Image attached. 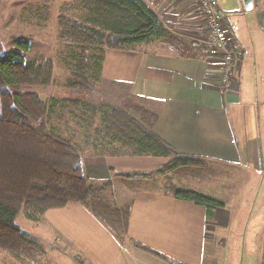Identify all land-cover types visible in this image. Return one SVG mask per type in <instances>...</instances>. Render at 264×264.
<instances>
[{
  "label": "crops",
  "instance_id": "1",
  "mask_svg": "<svg viewBox=\"0 0 264 264\" xmlns=\"http://www.w3.org/2000/svg\"><path fill=\"white\" fill-rule=\"evenodd\" d=\"M145 1L159 14L168 34L134 50H106L102 78L124 84L130 96L159 113L153 130L167 144L212 166L211 172L196 175L184 186L216 197L224 191L233 196L255 182L262 187L264 0H254L251 11L243 0H218L237 56L226 91L221 90V56L206 50L205 17L197 0ZM168 159L88 153L83 163L88 184L111 181L106 199L129 210L127 238L182 264L232 263L240 255L231 243L238 230L233 227L246 220L235 217L236 206L229 199L208 218L205 207L167 192L165 176H125L154 172ZM38 223L50 232L51 242L46 256L33 264H170L130 242H120L78 202L48 210ZM262 226L259 253L248 264H264V222Z\"/></svg>",
  "mask_w": 264,
  "mask_h": 264
},
{
  "label": "trees",
  "instance_id": "2",
  "mask_svg": "<svg viewBox=\"0 0 264 264\" xmlns=\"http://www.w3.org/2000/svg\"><path fill=\"white\" fill-rule=\"evenodd\" d=\"M58 20L60 61L70 74L63 83L68 92L92 89L94 81H105L106 50H134L168 34L145 0H66L59 7ZM13 42L16 48L0 53V249L19 260L40 262L46 247L21 228L17 217L23 212L28 220L41 222L48 210L78 202L120 242H130L170 264H182L127 238L129 210L124 212L106 199L111 181L88 184L83 156L169 158L154 172L125 176L163 175L167 192L205 207L211 218L226 202L174 180L195 167L203 171L205 160L186 157L167 144L153 130L159 113L130 95L116 105L101 106L70 95L46 96L45 89L56 83L54 59L28 60L30 37L14 36Z\"/></svg>",
  "mask_w": 264,
  "mask_h": 264
},
{
  "label": "rangeland",
  "instance_id": "3",
  "mask_svg": "<svg viewBox=\"0 0 264 264\" xmlns=\"http://www.w3.org/2000/svg\"><path fill=\"white\" fill-rule=\"evenodd\" d=\"M63 1L65 0H0V53L17 47L13 42L14 36L30 37L32 39V48L26 52L27 59L36 60L43 56L50 57L54 59L56 64V83L45 89L46 96L70 95L72 98H82L84 101L96 106L121 103L124 98L129 97L127 86L125 85L111 84L106 80L94 81L95 85L92 89H82L74 92H68L63 86L65 80L70 76L60 61L63 44L58 38V10ZM134 101L147 107L140 99L136 98ZM72 109L75 108L73 107ZM149 109L152 110L151 108ZM75 111L80 114L78 109H75ZM71 117L72 115L66 116L69 119H72ZM96 121L100 122V115H98ZM69 122L70 124L73 123L72 120ZM204 168L206 169L199 172L200 167H195L192 170H188L189 174L180 175L178 176L179 178L175 177L174 180L185 183L189 179H194L196 175L207 174L212 170V166L206 161ZM224 168L227 169L221 166V170L225 171ZM259 179H264V173ZM244 189L247 191L244 192ZM216 195L224 201L229 199V203H233L232 205L236 206L235 217L246 220L233 227V230H238L234 231L231 243L232 246L236 247V252L240 255L235 260L230 261H233L232 263L234 264H242L241 257L243 256L245 259L244 264H248L249 259L255 262L254 256L259 253L258 231L263 227L262 224L264 222V183L259 188L256 182L250 184L248 188L241 187L239 193L233 194L234 198L232 194L226 191ZM17 223L26 233L37 238L47 248V244L51 242V235L41 224L28 220L23 212L17 217ZM0 264L33 263L16 259L0 249Z\"/></svg>",
  "mask_w": 264,
  "mask_h": 264
},
{
  "label": "built area",
  "instance_id": "4",
  "mask_svg": "<svg viewBox=\"0 0 264 264\" xmlns=\"http://www.w3.org/2000/svg\"><path fill=\"white\" fill-rule=\"evenodd\" d=\"M197 3L205 17L206 50L211 55H220L222 59L221 90L226 91L232 81L237 60L224 26L226 13L219 8L218 0H197ZM262 19L264 23V9H262Z\"/></svg>",
  "mask_w": 264,
  "mask_h": 264
},
{
  "label": "water",
  "instance_id": "5",
  "mask_svg": "<svg viewBox=\"0 0 264 264\" xmlns=\"http://www.w3.org/2000/svg\"><path fill=\"white\" fill-rule=\"evenodd\" d=\"M245 9L251 11L254 8V0H243Z\"/></svg>",
  "mask_w": 264,
  "mask_h": 264
}]
</instances>
